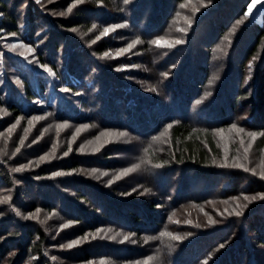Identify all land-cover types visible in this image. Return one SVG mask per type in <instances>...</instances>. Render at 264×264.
Returning a JSON list of instances; mask_svg holds the SVG:
<instances>
[{
	"label": "trees",
	"instance_id": "trees-1",
	"mask_svg": "<svg viewBox=\"0 0 264 264\" xmlns=\"http://www.w3.org/2000/svg\"><path fill=\"white\" fill-rule=\"evenodd\" d=\"M84 1L69 27H80L82 19L86 29L129 22L130 33L148 47L143 57L149 74L134 73L139 82L132 84L103 67L93 71L92 53L71 38L63 50L55 43L53 51L37 49L38 62L51 72L33 71L19 61L12 64L9 73L20 86L10 84L5 104L14 120L48 115L53 122L122 132L135 143L111 144L88 156L42 149L40 143L26 149L22 145L18 153L26 166L36 169L23 179L1 152L0 193L9 189L26 205L15 209L0 203V264H21L24 258L30 264H57L48 251L51 237L63 264H126L156 257L157 264H264V199L257 196L264 194V181L220 166L215 141V131L233 124L245 132L264 133V20L250 21L236 34L225 63L218 62L223 69L219 74L213 46L242 17L250 0H213L195 15L192 32L181 43L164 49L150 41L168 34L178 12L174 3L183 0H134L123 14L114 9L120 0ZM5 7L0 0V10ZM34 13L27 20L31 43L39 18ZM1 15L15 25L12 15ZM105 48L100 43L97 53ZM46 53L54 58H45ZM249 60L252 69L247 71ZM6 123H0V131ZM165 132L168 143L154 146L152 140ZM129 168H136L135 173L129 174ZM58 172L76 174L58 184L49 179ZM243 179L250 182L246 185ZM244 196L249 200L240 201ZM211 203L231 208L215 209L225 216L213 223L204 216L208 211L186 216L189 209ZM245 204L235 215L237 205ZM37 210L57 218L60 232L48 235L34 218ZM70 234L79 237L71 248L61 239ZM173 235L182 239L173 240ZM83 240L87 244L81 246Z\"/></svg>",
	"mask_w": 264,
	"mask_h": 264
},
{
	"label": "rangeland",
	"instance_id": "rangeland-1",
	"mask_svg": "<svg viewBox=\"0 0 264 264\" xmlns=\"http://www.w3.org/2000/svg\"><path fill=\"white\" fill-rule=\"evenodd\" d=\"M133 1L134 0H128V2L125 3V0H120L119 4H116L117 6L114 9L123 14V8H126V6L133 3ZM2 2L6 5V7L5 11L0 10V123L6 121V125L8 124V126L0 131V150H3L0 151V153L3 152L6 155H9V157L7 158L10 159V163H12L11 171L14 172L15 175L19 176L18 178L23 179L26 172H28L29 174V172L36 170L33 167H29V165L26 166V164L24 163L25 161H23L26 158L21 153H18L22 145L23 148L26 149V147L28 148V146L30 147L36 143H40L42 149L46 147H54V149L58 150L60 153H63L64 150H67V153L72 156L83 154L88 156L95 155L103 151L111 144L127 142L135 143L134 138L122 132L100 131L96 129V126L94 125H71L63 122H53L51 120L52 118L50 116L48 117V115L40 117L36 116L38 119L25 117L19 119L16 118L14 120L11 118V114L7 108L8 106L5 104L4 97V92H6L11 87L10 84L20 86L17 80V76L9 73L12 64H16L19 61L21 62L22 67H30L33 71L36 70L34 68L44 69L40 62H38L37 49H41L43 47L49 49L50 51H53L52 46L53 43H55L56 45H58L59 50H63L64 48L66 49L68 47V41L71 38H75L80 41L82 45L92 53V61L94 63L92 69L93 71H99V68L103 67L108 72V74H116L117 76L124 78L132 84L139 82V79L137 81L134 78V73L140 71L141 73L145 72L146 74L148 72L149 74V68L147 71H145L144 69V67H146V63L144 62L145 59L143 57L147 56L148 47L144 45L143 41L139 40L136 36L130 33L131 29L129 28V22L115 23L114 25H121V27L115 28V30L109 31L105 35H101L105 28H109L114 25H109L108 27L102 28V26H100L99 24H93L95 25V28H93V25H91L89 28L87 26L86 29V24L83 22L84 19H82L80 27H69L70 21L78 13L80 8H84L86 6V2L84 0L79 3H77L76 0H39V2H37V0H2ZM212 3L213 0H210V2L209 0H183L179 5L174 3V7L178 8V12L175 15V18L172 20L170 31L168 32V34L166 33L159 45L154 43H150V45L155 46L157 49L178 46L186 33L189 34V32H192L191 26L193 25L192 22L194 21L195 15L203 8L210 6ZM249 3H251V0L249 1ZM182 4L185 6L181 7ZM248 4L246 5L245 11H247ZM69 5H73L71 11H69ZM193 9L197 10L193 12ZM32 11H35L36 14L38 13L39 18L35 22L34 28L31 32V36L36 33V38L31 43L30 41H27L26 34L28 31L27 20L29 18V15L32 14ZM1 12L12 15L17 20L15 22V25H11L9 21L1 15ZM127 16L129 15L127 14ZM239 19L241 18H238L237 20ZM263 20L264 0H261V3L256 4L253 7L248 17L245 18L241 24L237 25L236 21H234V23H230L221 41L216 42L213 46L214 50L212 57L214 59V62H217L218 64V66L214 67H219V74H221L223 69L222 64L220 65L218 62L219 60H224L223 62L225 63L227 52L232 47V43L234 42L236 34L239 33L241 31V28L250 21L260 24ZM14 26L17 28L16 32H12ZM10 33H16V35H9ZM37 38L38 40H36ZM153 40H156V38ZM134 41L137 42L133 43ZM177 41H179V43H177ZM21 43L27 45L32 49V51L29 52L27 51V49L22 47H17L15 51H12L9 47L10 45H19ZM46 43L50 44L46 45ZM100 43H105L106 48L97 53L98 45ZM43 45H46V47H44ZM130 45L131 47H129ZM60 52L61 51H59L58 53ZM105 53H107V55H105ZM48 56H50V60L54 58L53 55L51 56V54L49 55L48 53H46L45 58H47ZM251 61L252 60H249L245 65L247 71H250L252 69ZM60 62H62V60ZM151 77L152 75L150 76V78L148 75V82L150 83ZM213 79L215 80L214 77ZM13 125H15L14 128L12 127ZM259 125L257 124V126ZM247 133L248 132L245 131L243 133H237L230 126L228 129L215 131V141L221 156L220 160L217 163H219L222 167H231L232 169H236L237 171L241 170L242 172L249 174L247 176H251L253 178L256 177L264 181V179H262L259 175L262 171H264V139H261V135L257 136L256 141L252 143L251 148L247 153V159H245L246 154L244 152V148L249 147V141H251L252 139L247 135ZM256 133L260 134L263 132L257 131ZM167 137V133L165 132L162 137L160 136L156 140H152L154 142L153 145H161L164 142L167 144ZM241 139H243L244 141L243 145H241ZM140 145L141 144L137 141L136 146L138 147ZM16 146H19L17 150L15 149ZM36 150L38 151L37 153L40 152V150ZM29 151L31 152L32 148H29ZM129 156H127V158H129ZM236 163L243 164L244 168H247L249 170L245 171L244 168L234 167ZM21 166H23V168L20 171H13V169L21 168ZM132 168L131 170L129 168V174H132L133 172L135 173L136 168ZM252 170H254V172ZM58 173L59 175L49 174V179L51 181L56 180L58 184L64 181L63 178L76 174L72 172ZM121 173L122 172H120V174ZM103 175L104 174H101V176ZM123 175L124 173L121 174V176ZM42 179L35 180H45L44 178ZM244 181V184L246 185L250 182L249 179H246ZM144 192H146V190H144ZM240 198L241 197H239V199ZM243 199L244 197L240 199V201ZM0 201H3L0 203H4L5 206L14 204V208L21 204L26 205L23 204L21 200L16 201L15 196H13L12 191L9 189H4L3 191H1ZM23 201H25V199ZM227 203L230 204L229 201H227ZM223 206L227 205H224L222 203L206 204L203 208L204 211H202L203 209H189L188 213H186V216H193L194 213L196 214L201 210V215H203V213L210 212L204 216H208L207 218L209 221L211 219H214L213 222H215L217 220H221V218L225 216L219 211H214L215 209H228L229 211V208H231ZM39 211L40 213H35L34 218L35 220L44 223H41V225L46 230H48V235H50V232H53L55 230L57 233L60 232V226H56V224L59 223L57 221L58 219L52 217V215H50L49 213H45V211ZM212 211L214 212L213 214H211ZM202 218L204 219V217ZM55 221H57V223H55ZM70 235L66 236L67 238L65 239L61 238L63 241L60 240V242H65L68 245L72 240H79V237H72L74 234ZM51 238L53 239V241L50 243L48 251L52 252V259H57V264H63L62 259L58 258V256L56 257V253L59 252L58 246L54 244L56 242V239H54V237ZM81 244V246H84L85 244H87V242L85 241ZM146 261L147 264L159 263L156 257L126 264H145ZM21 264H30V261L24 258ZM96 264L111 263L102 261Z\"/></svg>",
	"mask_w": 264,
	"mask_h": 264
},
{
	"label": "snow or ice",
	"instance_id": "snow-or-ice-1",
	"mask_svg": "<svg viewBox=\"0 0 264 264\" xmlns=\"http://www.w3.org/2000/svg\"><path fill=\"white\" fill-rule=\"evenodd\" d=\"M37 2H39V0H37ZM76 2L79 3V2H82V0H76ZM97 2L99 3V0H97ZM127 2H128V0H125V3H127ZM209 2H210V0H209ZM259 3H261V0H251V3L248 4L247 11L244 12V15H243V17H241V19H239V20L236 21V24H237V25L241 24V23L243 22V20H244L245 18L248 17V15H249L250 12L252 11L253 7H254L256 4H259ZM184 6H185V5H183V4L181 5V7H184ZM72 7H73V5H69V11L72 10ZM196 10H197V9H193V12H195ZM189 23H190V21H189ZM119 27H121V25H114V26H111V27H109V28H105V29L103 30V32L101 33V35H105V34H107L109 31H113V30H115V28H119ZM93 28H95V25H93ZM9 35L15 36L16 33H10ZM98 38H99V37H98ZM162 40H163V37H158V38H156V40L150 41V43H154V44L159 45L160 42H161ZM136 42H137V41H134L133 43H136ZM177 43H179V41H177ZM9 47L11 48L12 51H15L17 47L25 48V49H27V51H29V52L32 51L31 48H29L27 45L22 44V43L19 44V45H10ZM129 47H131V45H130ZM105 55H107V53H105ZM42 67H44V69H45L46 71L51 72V69H49V68L47 67V65H42ZM17 119H19V118H17ZM31 119H38V118H37V117H33V118H31ZM12 127L14 128L15 125H13ZM168 127H170V125H169ZM230 127L233 128L237 133H243V132L245 131L243 128H240V127H238V126L235 125V124L231 125ZM217 131H222V130H217ZM247 135L250 136L252 139H251V141H249V147L244 148V152H245V154H246V155H245V159H247V153L249 152V149L251 148L252 143H254V142L256 141L257 136H258V135L264 136V133H260V134H258V133H256V132H248ZM243 143H244V141H243V139H241V145H243ZM66 154H67V153H65V155H66ZM41 159H43V157H41ZM157 166H159V165H157ZM234 167H236V168H244V165L241 164V163H236V164L234 165ZM22 168H23V166H21V168H18V169H13V171H20ZM244 170H245V171H248L249 169L244 168ZM252 171L254 172V170H252ZM53 175H59V173H53ZM259 175H260V177H261L262 179H264V171H262ZM257 196H259L261 199H264V194H257ZM256 198H257V197L254 196V197H252L251 199H252V200H255ZM233 199H235V198H233ZM244 199H245V200H249V197H248V196H244ZM0 202H3V201H0ZM244 207H247V205H246V204H245V205H242V206H241V205H237V208H238L239 210L235 212V215L239 216V215L241 214L242 209H243ZM37 211H39V210H37ZM209 222H210V223H213V221H211V220H210ZM197 227H199V225H197ZM169 235H171V234H169ZM0 239H2V237H0ZM125 239H127V237H125ZM172 239H173V240H180V239H182V238L179 237V236H175V235H173V236H172ZM78 242H79L78 240H77V241H72V242H70V243L67 245V247L71 248L74 244H76V243H78ZM61 247H64V246L62 245ZM88 264H91V262H88ZM145 264H147V261L145 262Z\"/></svg>",
	"mask_w": 264,
	"mask_h": 264
}]
</instances>
